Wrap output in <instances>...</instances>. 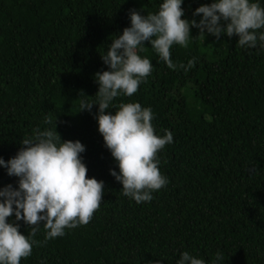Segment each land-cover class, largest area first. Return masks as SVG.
<instances>
[{"label":"trees","instance_id":"trees-1","mask_svg":"<svg viewBox=\"0 0 264 264\" xmlns=\"http://www.w3.org/2000/svg\"><path fill=\"white\" fill-rule=\"evenodd\" d=\"M161 3L0 0V157L7 162L34 129L56 121L63 141L85 145L87 178L105 185L86 225L44 242L42 223L34 237L41 243L20 264H176L184 251L206 264L218 252L220 264H264V49L193 28L187 48L170 50L173 70L145 42L140 55L151 61V74L113 103L151 107L156 134H173L157 154L168 182L151 202L125 197L110 175L119 169L97 130L98 106L79 112L83 94L92 100L98 92L95 74L108 70L101 55L130 27L129 11L155 13ZM210 3L184 0L182 19ZM193 57L192 69L180 67ZM17 180L0 168V188ZM18 223L28 236L31 227Z\"/></svg>","mask_w":264,"mask_h":264},{"label":"clouds","instance_id":"clouds-1","mask_svg":"<svg viewBox=\"0 0 264 264\" xmlns=\"http://www.w3.org/2000/svg\"><path fill=\"white\" fill-rule=\"evenodd\" d=\"M184 0H162L155 13L142 15L143 9L128 13L130 27L115 35L101 59L108 70L97 72L94 80L98 92L89 100L83 93L80 111L91 112L98 106L94 118L104 147L110 152L119 172L110 175L122 185L125 197L137 204L151 202L153 193L167 184L159 170L158 153L173 142V134L165 129L157 135L152 124L151 107L140 103L113 101L120 96L131 97L146 82L153 68L151 61L140 53L147 42L170 69L177 65L171 59V48H187L191 29L200 35L216 39L238 37L237 47L264 49V6L261 0H211L192 13L193 19H182ZM199 17V21L195 19ZM196 58L180 67L185 71L195 66ZM80 94V97H81ZM115 108V111L109 109ZM52 121L45 119V124ZM86 151L80 141H63L54 128L34 129L33 135L22 140L16 155L7 162L0 157V168L9 177H16L17 186L0 188V264H20L32 254L34 239L41 228L45 241L65 235V229L86 225L100 207L104 182L87 178L88 169L82 155ZM14 215L15 221L9 218ZM19 221L31 227L28 236L19 231ZM221 253H216L211 264H220ZM176 264H206L184 251Z\"/></svg>","mask_w":264,"mask_h":264}]
</instances>
